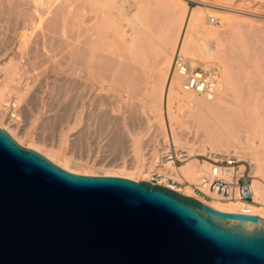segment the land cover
Here are the masks:
<instances>
[{
	"label": "rangeland",
	"instance_id": "374dc122",
	"mask_svg": "<svg viewBox=\"0 0 264 264\" xmlns=\"http://www.w3.org/2000/svg\"><path fill=\"white\" fill-rule=\"evenodd\" d=\"M118 1V5L124 7L129 0ZM134 1L138 6L137 0ZM50 2L49 0H0V66L12 69L13 65H20L27 72L28 78L25 77L28 79L29 85L37 92V96L34 97L32 102H26V100L21 102L15 91H10V93L6 94V90H4V93L0 92V110L19 124L20 128L25 129L29 137L39 139L45 144L54 146L62 153L71 156L70 159L73 158L72 161L78 162L85 170H92L93 166L94 168L96 166H119L121 168L125 166L128 169V173L134 172V170L130 169L136 162L131 142L133 138L141 141L142 151L140 155H146L147 158L153 157L155 160L163 156L168 145L171 148L175 146L179 150L186 149L188 153L190 152V160L197 159V162L200 163H203L199 158V156L203 155L201 151L229 153L228 150L222 147L223 140L209 133L207 127L201 121V111L197 112L195 104L203 97H189L180 88H178L179 92H174L170 87L171 64L167 70L163 69L162 72V64L160 62L155 64L152 62L149 68L150 71L143 69L137 74L138 76L140 75V79L142 78L139 80L138 87L131 89L126 83V85H122V82H119L120 79H118L121 76L118 69L119 64L125 61L124 48L118 45L113 38H111V42L107 31H101L104 23H102L100 18H96L93 9L95 6L91 3L93 1L50 0ZM173 2L181 4L178 3L181 6L178 9L181 11V15L183 16L184 14L185 16H181L185 19L181 26L179 39H177V26L172 30L171 36L168 34L165 38L166 40L162 41V36H158L159 31L160 35L163 32L161 31L162 29L156 28L157 30L159 29L158 33L156 31L154 33V31H151V26L154 25H151L148 31L154 33V36L151 37L150 35L152 34L150 32L148 33L149 38L147 39V36L142 40V44L147 45V51L148 49L150 50L148 51L150 57L153 56L154 59L152 53L155 49H159V46H166L173 53L172 59L177 52L185 53L183 49L186 48H182V46H186V43L183 42L185 34L190 36L192 29L195 28L194 25L198 22L200 23L204 17L201 24L214 22L216 26L218 25L215 30V33L217 31L218 33L213 36L221 38L227 30L234 29V33L240 43L247 41L245 45L250 50V54H252V48L261 50L263 56L256 58L262 69L261 75L245 73L242 67L240 69L241 64L237 63V61V64H234L235 61H233V71L240 77L238 78L240 80L239 91L244 93L249 90V87L251 89L252 85L250 86V84H253L258 76L257 82L262 86L264 96V0H173ZM201 2H206L205 4H208V6L199 4ZM156 3V8H158L155 10L156 12L152 10V14L154 16L155 12V17L157 15L158 18L156 17L155 19L153 16L151 18L155 19V24L163 18L162 22L164 23L166 22L165 20H168L166 18H168L167 15L170 10L168 7L167 9ZM216 5L217 7H226L232 11L213 7ZM120 10L123 11V9ZM161 10L165 11L162 12ZM136 12L137 10L135 14ZM193 12L195 16L193 15V21H191L190 18ZM157 19L159 20L157 21ZM188 19L192 25H190ZM152 21L150 19V23ZM162 22L156 25L163 24ZM150 23H148V26ZM188 26H190V30ZM123 32L121 37L129 41L131 38L130 34ZM101 38L103 39L101 40ZM170 40L171 42H169ZM22 41L27 42L25 47L21 44ZM96 44H98L97 47H95ZM225 44L227 49L231 47L230 42ZM151 46L152 49H150ZM94 47L95 49L100 48L98 53L101 52V54L107 51L105 54L109 55L108 53L110 52L111 70L104 72V74L110 75V81L103 85H100L97 79L98 73L103 74V71L98 70L99 64L90 58V53L95 50ZM223 47L224 44L221 48ZM23 48L26 52L23 51ZM106 48L109 49V52ZM225 53L226 55L221 53L220 58L217 59L215 56L205 58L198 56L193 61L206 62L217 67L219 72L218 81L225 84L224 78H221L222 67L219 65L221 64L219 60L223 59V56H225L224 58H229L232 54L234 55L230 49L229 51L226 50ZM113 56H115L116 62ZM251 57L254 58L253 55ZM150 59L151 61L153 60L152 58ZM94 64H97V68L94 67ZM249 64L252 67L255 66V62L250 61ZM241 71V74L244 73L243 77L239 73ZM3 72V70L0 72V82L4 86L6 85V89L9 85V80L4 77L5 73L3 74ZM245 75L246 81L244 79ZM256 87L259 86L257 85ZM153 89L155 92L150 94ZM161 90L162 95H160ZM159 95L161 96L160 103ZM263 96L260 101L258 100L257 106L254 105L253 110L250 109V112L247 109L244 110L246 118L251 116V114L254 116L246 119L245 124L253 126L250 129L244 128L241 135L247 134L249 138L245 141L242 139V146L238 150L242 161L249 166L256 194L257 191L260 193V195H256L254 202L264 205ZM195 101L196 103H194ZM49 110L51 111L49 112ZM75 112L82 114L81 120L77 121V123L67 119L70 113ZM0 129L7 131L2 126H0ZM9 135L21 147L30 148L25 144H20L10 133ZM197 147L200 150L199 154L198 151L195 153ZM231 150L233 149L231 148ZM37 152L42 154L39 151ZM186 162L187 160L175 165L182 166ZM204 164L206 166L202 167L206 170L208 165L205 162ZM176 170L178 172V169ZM168 173L173 179L178 180L182 194L194 196V183L189 182L182 175V171L179 174H174L168 169ZM146 175L149 176V172ZM136 176H139L137 177L139 181L135 182L146 181L145 179L149 178L148 176L145 178L144 174ZM188 191L191 192L189 193ZM200 197L206 200H213V202L218 200L213 197L212 199L206 196ZM241 212L244 213L245 211L241 210Z\"/></svg>",
	"mask_w": 264,
	"mask_h": 264
},
{
	"label": "water",
	"instance_id": "95a60500",
	"mask_svg": "<svg viewBox=\"0 0 264 264\" xmlns=\"http://www.w3.org/2000/svg\"><path fill=\"white\" fill-rule=\"evenodd\" d=\"M0 264H264V218L71 173L0 129Z\"/></svg>",
	"mask_w": 264,
	"mask_h": 264
},
{
	"label": "bare ground",
	"instance_id": "6f19581e",
	"mask_svg": "<svg viewBox=\"0 0 264 264\" xmlns=\"http://www.w3.org/2000/svg\"><path fill=\"white\" fill-rule=\"evenodd\" d=\"M92 1L93 2H91V3L94 4V6H95V8H93V9H94V13H95L96 18H98V19L100 18L102 23H104V25H102L103 30H101V31H103V32L107 31L109 33V35H108V33H107V35L109 36L108 38H110V41H111V38H113L114 41L118 45H121L124 48L125 55H126L125 61L121 62V64H119V69H118L120 74H121V76H119L118 79H120L119 82H122V85L126 83L128 85V87H130L131 89L136 87V86L138 87L139 86V84H138L139 80H141L142 78L140 79V75L138 76L137 74L143 69L150 71L149 68L151 67L152 62L154 64L156 62L157 63L160 62L162 64V72H163V69L164 70L168 69V67L171 64L173 53L170 52V50L168 48H166V46H159V47L157 46L159 49H157V50L155 49L154 52L152 53V55H154V59H153V56L150 57V54L148 52L150 50L148 49V51H147V49H146L147 45L144 43L142 44V40L144 37L148 36V33H150L151 31L152 32L154 31V33H156L159 30V29L157 30L156 28H160V30L162 29L161 31H163L162 32L163 35H162V33L160 35V31H159V33L157 32L159 34L158 36H162L161 37V39H163L162 41H165L166 36L168 34L171 36L172 30L176 26L178 29L177 30V39H179L181 26H182L184 19H185V18L184 19L182 18V17H185L184 14L182 16L181 11L178 9V7L181 5L179 2L178 3L180 5L177 2H173V0H137V2H138V6H137V3L134 0H129L127 5H125L124 7H120L118 5V3H119L118 0H92ZM40 2H42V1H40ZM49 2H50V0H49ZM155 2L162 5L163 7H166V8L168 7L169 10L171 11V12L168 11L169 12L167 15L168 18H166L168 20L164 19L166 22L163 23L162 22L163 18L161 17L160 11L158 10L160 17L162 18V19H160V17H159V19L161 20L159 22L163 23V24H159L160 26L156 25L159 22H156V24H155V19L157 17V15L155 17V12H156L155 10H157V8H158V7L156 8ZM205 3L206 2H204V3L201 2L199 4L208 6V4H205ZM66 5H68V4H66ZM81 5H82V3H81ZM85 5H88V4H85ZM91 6H89V7L91 8ZM153 6H154V8H153ZM213 7L221 9V10L232 11V10H229L228 8L222 7V6L217 7V5H216ZM120 9H123V11H121ZM136 10H137V12L135 14ZM152 10L155 11L154 16L152 14ZM82 11L84 12V10H82ZM161 11L164 12L165 10H161ZM89 14H90V12H89ZM91 14H92V11H91ZM193 15L195 16L194 12L190 18L191 21H193V17H194ZM152 16L155 18L154 20H153V18H151ZM196 16H197V14H196ZM203 18H202V21L200 23L199 22L197 23L198 25L196 24L197 26L194 25L195 28L192 29L190 36H187L185 34L183 42L186 43V46H184V47L182 46V48H186V49H183V51L185 52L183 54L186 57L188 56L187 58H189L192 62H194L193 59H195L198 56H203L204 58L215 56L216 59L220 58V54L223 53L226 55L225 52H226V50L229 51V49L232 50V53H234V55L232 54L231 57H229V58H227V57L224 58L225 56H223V59H220L221 61L219 60V62L221 63L219 65H221V67H222V69H221L222 77L221 78H224L225 84L218 81V89L215 92L214 96L211 99H207V98L203 97L205 100L203 98H201V100H199L197 102V104H195L197 112L199 110L201 111V113H200L202 116L201 121H203V123L207 127V131L209 133H211L212 135L217 136L220 139H222L223 140L222 147L224 149L228 150L229 152H231L232 151L231 148L233 150L234 149L238 150V148H241L240 146H242L241 145L242 139L244 141L248 140L249 135H247V134H245L244 136L241 135L244 128L250 129L253 126V125L249 126V125L245 124L246 119H248L250 117L253 118L254 116L251 114V116H248V118H246L244 115V110L247 109L248 112H250V109L253 110L254 105L257 106L256 104H258V102L260 101V99H262V96H263V89L261 88L262 86H260L259 82H257L258 76H257L256 80L254 81V83L250 84V86L252 85L251 89L249 87V90L247 92H244L245 94L243 92L239 91L240 80L238 78H240V77H238L237 73H235L233 71V68H234L233 61H235L234 64L240 63L241 64L240 69L242 67V69L245 71V73H248V74L257 73V74L261 75L262 69H261L260 65L258 64L259 62L256 61L257 60L256 58L259 56H263V54H262L261 50L259 51L258 49H253V48L251 51L252 54H250V50L247 49V46L245 45V43H247V41L240 43L238 37L234 33V29L227 30L226 33L223 34V37H221V34H220L221 32H220L219 35L221 38H219L218 36H213L215 34L217 35V33H218V31L215 33V30H216L218 25L216 26L214 24V22H204V24H201L203 22ZM150 19H151V21L152 20L154 21L153 24H152L153 21L150 23ZM159 19H157V21ZM205 19H207V18L205 17ZM208 19H209V17H208ZM190 20H189V23H190ZM35 22H36V20H35ZM97 22H98V20H97ZM221 22H223V21H221ZM148 23H150L149 26H148ZM151 25H154V26H151ZM190 25H192V24L190 23ZM150 26H151L152 30L149 32L148 30H150V29H148V28H150ZM153 27H154V29H153ZM222 27H223V25H222ZM188 28L190 30V26H188ZM123 31H125L126 34H130L131 38L129 39V41H127L126 39L124 40L121 37V33ZM213 31H214V33H213ZM152 32L150 33V34H152V35H150L151 37L154 36L153 35L154 33H152ZM164 32H165V34H164ZM188 32H190V31H188ZM207 32H212V33H207ZM24 34H26V33H24ZM206 34H209V35H206ZM99 36H100V34H99ZM174 36H176V35H174ZM24 37H26V36H24ZM148 38H149V36L147 37V39ZM222 38H223V40H222ZM21 39H22V37H21ZM102 39L103 38H101V40ZM98 41H99V39H98ZM169 42H171V40ZM226 42H230V44H231V47L228 46L229 47L228 49L226 48V44H225ZM25 43H27V42H24V41L21 42V44H23L24 47H25ZM97 43L99 44V42H97ZM98 44H96L95 47H97ZM223 44H224V47L221 48ZM95 47H94V49H95ZM148 48H150V47H148ZM99 49L100 48H98V49L96 48L94 51H92L90 53V58L94 59V61L97 64H99L98 70L103 71L102 72L103 74H100V72L99 73L97 72L99 74V76L97 77L98 82L100 83V85H103L104 83H108L110 81V75H106V74H104V72H108L111 70V68H110L111 57H110V52H109L108 48H106V49H108L109 55H106L105 53L107 51L105 52L104 50H103L104 54H101V52L98 53ZM150 49H152V46ZM23 51H25L24 48H23ZM151 52H152V50H151ZM252 55L254 58L251 57ZM113 57L115 59V56H113ZM149 57L152 58L153 60L151 61V59ZM197 61H198V59H197ZM236 61H237V63H236ZM250 61L255 62L254 67H252L249 64ZM115 62H116V59H115ZM198 62H202V61H198ZM202 63H205L207 65L210 64V63H206V62H202ZM96 65L94 67L97 68ZM2 70L4 71L3 74L5 73L4 77L7 80H9V85L5 89L6 85L4 86V84H2L0 82V92L4 93V90H6L5 93L8 94V93H10V91H15L21 102H25V100H26V102L27 101L32 102L34 97L37 96V92L35 90H33V88L29 85L28 79H27L28 75H27V72H25L26 70H23L22 67H20V65H18V64L13 65L12 69L7 68V67L2 68V66H0V72ZM95 70H97V69H95ZM160 71H161V69H160ZM239 73L241 74L242 71ZM243 74H241V77H243ZM40 75H41V73H40ZM17 76H19V77L17 78ZM0 77H1V75H0ZM142 77H143V75H142ZM163 77H164V75H163ZM118 79L116 78V80H118ZM244 79L246 81V75H245ZM29 81H30V78H29ZM257 85L259 87H256ZM163 87H164V85H163ZM170 87L172 88V90L174 92H179L178 91L179 90L178 88H180L179 80L177 78H172L171 82H170ZM246 87H248V86H246ZM101 89H102V87H101ZM154 89L151 91L150 94H153V92H155ZM162 90H161L160 95H162ZM174 92L172 93L173 95H174ZM108 93H110V92H108ZM183 93H185V95L187 94L189 97H191V96H197L198 97L199 96V95H195L192 93H186V92H183ZM160 95H159V97H160L159 103L161 102V96ZM38 96H39V94H38ZM199 97H202V96H199ZM197 100H198V98H197ZM194 103H196V101ZM51 110H53V109H51ZM51 110H49V112ZM81 118H82V114L81 113L79 114L77 112L70 113L67 116L68 120L71 119L75 123H77V121H80ZM207 120L209 123L206 122ZM252 121H253V119H252ZM0 126H2L4 129H6L20 144H25L26 146L32 148L33 150L35 149V151L37 150V151L41 152L43 154V156L44 155L46 156L47 159L49 158L50 161L52 160L53 163L55 162L57 166L65 169L71 173L82 174V175H94V176H96V175L115 176V177H122V178L130 179L133 181H139V179H137V177H139V176H136V175L144 174V177L146 178L148 176L146 174H148V172L150 173L152 170L156 169L157 168L156 166L158 165L157 164V161L159 160L158 158H156V160H155V158H153V157L147 158L146 155H140V152L142 151L141 150L142 149L141 141L139 139L133 138V139H131V142H132V147H133V150L135 153L136 162L133 165V167L130 169L134 170V172L128 173V169H126L125 166L122 168L119 166H113V167H109V166L98 167V166H96L94 168V166H93L94 169L92 168V170H89V169L85 170L81 167V165L78 162H75V160H73L74 161L73 162L72 161L73 158L70 159L71 156H68L65 153H62L60 150H57L54 146H49V145L45 144V142H43L39 139L29 137L27 134V131H25V129L20 128L19 124H17L14 120H12L6 114L2 113L1 110H0ZM241 136H242V138H241ZM251 140H252V138H251ZM26 141H28V142L25 143ZM246 143H248V142L246 141ZM193 148H195V147H193ZM198 149H199L198 147H197V150L195 149V153H196V151H198V154H199L200 150H198ZM201 152L203 154L204 153H210L207 151H204V152L201 151ZM238 152H239V150H238ZM212 154L222 155V154H226V153L221 152V151H213ZM243 155H244V153H243ZM240 156H241V154H240ZM154 164H156L155 167H154ZM204 165H205L204 162L200 163V162H197V159H191L190 160V158H188L187 162L185 164H183L182 166L166 164V165H164V167L159 168L158 170L160 172H163L167 178H170L172 180H175V179H173L170 176V174L168 173V169L170 171L174 172V174H179L182 171L183 172L182 175L189 182L194 183L193 185H197L200 182V179H201V177L205 171V169L202 167ZM151 168H153V169L151 170ZM176 169H178V172ZM179 170H180V172H179ZM145 180L148 181V179H145ZM175 181H178V180H175ZM253 184H254V181H253ZM254 188H255V186H254ZM176 191L178 193L182 194V192L179 188L176 189ZM188 192L190 193L191 191H188ZM193 193H194V196H190L189 194H182V195L195 198L198 201H200L201 203L208 205L209 207L213 208L214 210H217L220 212L244 214V215H256L260 218H264V205L262 203L254 202L256 195H260L259 191H257V194H256V189H255V195H254L252 202H239V201L224 202V201H219V200H217V202H213V200H206L205 198L198 196L194 192V190H193ZM206 197H208V198L211 197V199H212L213 196L206 194ZM213 198H215V197H213ZM215 199H217V198H215ZM241 210H244L245 212L242 213Z\"/></svg>",
	"mask_w": 264,
	"mask_h": 264
},
{
	"label": "built area",
	"instance_id": "2783aa9c",
	"mask_svg": "<svg viewBox=\"0 0 264 264\" xmlns=\"http://www.w3.org/2000/svg\"><path fill=\"white\" fill-rule=\"evenodd\" d=\"M171 68V79L179 80L183 92L211 99L218 89L219 72L215 66L192 62L184 54L177 52L173 56ZM190 156L186 149L179 150L168 145L163 156L157 161V168L149 173L148 182L176 191L180 184L167 178L158 169L166 164L175 165L185 161ZM199 158L208 165L200 182L193 185L199 196L209 194L224 202L253 201L255 195L253 178L249 166L242 161L238 150L234 149L222 155L205 153Z\"/></svg>",
	"mask_w": 264,
	"mask_h": 264
}]
</instances>
